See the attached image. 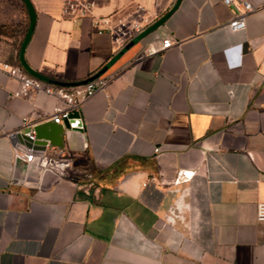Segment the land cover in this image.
Instances as JSON below:
<instances>
[{
	"label": "crops",
	"instance_id": "0c3cea01",
	"mask_svg": "<svg viewBox=\"0 0 264 264\" xmlns=\"http://www.w3.org/2000/svg\"><path fill=\"white\" fill-rule=\"evenodd\" d=\"M247 1L244 30L230 31L221 0H96L95 16L139 26L124 48L90 17L61 16L60 0H27V74L65 88L41 78L71 85L109 65L80 105L82 131L64 135L54 98L11 96L0 70V264H264V3ZM35 125L68 175L12 159L9 135ZM175 205L191 210L166 222Z\"/></svg>",
	"mask_w": 264,
	"mask_h": 264
},
{
	"label": "built area",
	"instance_id": "2783aa9c",
	"mask_svg": "<svg viewBox=\"0 0 264 264\" xmlns=\"http://www.w3.org/2000/svg\"><path fill=\"white\" fill-rule=\"evenodd\" d=\"M222 3L234 10V15L225 24L230 31H243L245 28V16L255 8L247 0H221ZM96 0H60V15L79 19L90 17L91 24L98 32L107 31L113 38V41L122 46L130 41L131 37L138 31L139 26L135 22H128L124 18L112 21L106 16H95L93 10ZM264 3V0H263ZM172 40L168 37L162 38L159 45L147 44L143 47L142 55H153L169 48ZM0 70L6 76L14 78L17 81V89L11 93L14 97H30L32 94H45L52 96L54 102L49 111V120L54 124H60L62 120L69 119L73 115L79 116L80 105L92 96L97 90L106 85V79L96 77L88 81L77 82L67 87H53L27 74L18 66L7 62H0ZM23 123H28L25 118ZM32 126V123H28ZM30 140H34V131L31 129L26 132ZM153 152L158 148L154 147ZM12 159L21 160L25 168L31 172H43L47 169L56 170L59 173H66L71 168L67 159L52 158L44 153V150L32 149L23 144H16L12 149ZM186 179V178H185ZM166 222L173 223L174 219L183 221V216L179 214L177 206L167 209L164 216ZM255 220L264 222V201L257 202L255 206Z\"/></svg>",
	"mask_w": 264,
	"mask_h": 264
},
{
	"label": "rangeland",
	"instance_id": "374dc122",
	"mask_svg": "<svg viewBox=\"0 0 264 264\" xmlns=\"http://www.w3.org/2000/svg\"><path fill=\"white\" fill-rule=\"evenodd\" d=\"M25 23L26 15L22 0H0V62L12 63L14 61ZM86 176V169L80 170V178L90 179ZM189 192L190 190L182 191L186 196ZM178 210L188 211L191 208L181 206Z\"/></svg>",
	"mask_w": 264,
	"mask_h": 264
},
{
	"label": "water",
	"instance_id": "95a60500",
	"mask_svg": "<svg viewBox=\"0 0 264 264\" xmlns=\"http://www.w3.org/2000/svg\"><path fill=\"white\" fill-rule=\"evenodd\" d=\"M27 8H28V11H29V22H28V27H27V30H26V33H25V36L20 44V48H19V51H18V61L20 63V65L23 67V69H25L26 71H29L28 68L25 66L23 60H22V49L24 47V44L27 40V37H28V34L31 30V27H32V23H33V13H32V10L30 9L29 5H28V2L27 0H22ZM136 38L130 40L125 46L124 48L128 47L131 43H133V41L135 40ZM109 64H106L101 70H99L97 73H95L94 75L90 76L89 78H87L86 80L84 81H88V80H91V79H94L96 78ZM49 83H53V84H57V85H69V84H65V83H60V82H56V81H52V80H49V79H44V78H41ZM75 84V83H73ZM59 126L61 127V130H62V135H64L65 133V129L67 130H73V131H77V132H81L82 131V121L80 120L79 116L78 115H73L72 117H70L69 119H64L62 120V122L59 124ZM33 131H34V140H30L24 133H11L9 135V138H17L19 140V143L23 144L24 146L26 147H31L32 149H37V150H44L45 149V146H46V143L47 142H43L44 144H36L35 141L38 140V139H43L42 136L40 135V132L38 131V126H34L33 127Z\"/></svg>",
	"mask_w": 264,
	"mask_h": 264
},
{
	"label": "trees",
	"instance_id": "16d2710c",
	"mask_svg": "<svg viewBox=\"0 0 264 264\" xmlns=\"http://www.w3.org/2000/svg\"><path fill=\"white\" fill-rule=\"evenodd\" d=\"M23 7H24L25 15H26V23H25V27H24V30H23L22 36H21V38H20V40H19V43H18V46H17L15 59H14V61H13L12 63H9V64H11V65H15V66H18V67H20V66L18 65V62H17V54H18V51H19V48H20V44H21V42H22V40H23V38H24V36H25L26 30H27V27H28V21H29V16H28L27 9H26V6H25L24 3H23ZM81 81H82V80H81ZM78 82H79V81H78Z\"/></svg>",
	"mask_w": 264,
	"mask_h": 264
}]
</instances>
